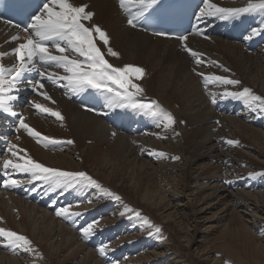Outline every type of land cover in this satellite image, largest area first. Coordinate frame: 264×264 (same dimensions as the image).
I'll return each instance as SVG.
<instances>
[{
	"label": "bare ground",
	"instance_id": "1",
	"mask_svg": "<svg viewBox=\"0 0 264 264\" xmlns=\"http://www.w3.org/2000/svg\"><path fill=\"white\" fill-rule=\"evenodd\" d=\"M72 2L76 6H83L86 4V11L95 13L91 21H85L84 23L86 26L92 27L98 25L106 32L109 37V44L104 45L102 41L97 39V45L104 53L105 59L115 67H121L122 64L120 61L125 60L122 62L124 63L128 61L134 66H139L143 69L144 67L147 68L144 75L149 73L156 74L158 66L162 63L161 58L163 52H168L171 55H179L176 66H173V64L177 57H173V59L169 61L171 66L168 63L166 64V80L171 83L173 81L174 84L178 85L183 99V108L181 110L183 116L189 120V124L193 120L201 123L195 131L197 149L191 156L189 152L186 151L185 144L182 143L181 138L179 137L180 139L177 141V138L172 137L173 133L170 128L172 126L174 127V124L170 127H163L157 123L151 125L144 116L133 119L128 113L140 114V112L132 109L126 112L121 109L120 112H122L124 116L118 114L119 112L117 113V116L116 112L113 114L106 108L110 103L108 94L101 92L92 93L89 90L81 93H73L67 86H61V83L63 82L54 83L53 81L43 79L40 76L39 80L45 84V88L41 91H46L52 99L46 100L45 97L35 92L29 97L28 103L21 107L20 111L23 113L22 118H24L25 122L30 126L34 125L35 121H38L39 119L42 120L41 122L46 121L44 117L37 116V111L39 110L34 108L35 103L43 104L45 107L52 108L54 111L61 110L63 120L52 117L54 120L56 119V121H46L47 126H49L50 129L52 128L53 130H56L58 129L57 125L66 122L69 127L68 134L73 143L62 151L53 152L64 155L63 158H59L56 157V155L50 154V150L40 147L39 143H37L34 138L30 137L26 130L19 129V131L16 132L18 129L17 125L13 127L15 130L14 132L16 133L10 137L9 146L17 145L19 149L26 150V152H19L21 157L27 156L44 165L47 163L54 167L57 166V168H61V170L68 169L69 171H75L80 167H85L84 162H86V165L93 167L108 181L112 182L116 181L118 177L113 173L115 160L110 156L108 151L100 153L98 150L105 145L110 136H116L117 138L112 140L115 143H128L137 146L138 154L136 149L134 150L137 154L135 159L139 161V170L136 172L137 183H130V185L131 189H139L137 192L140 193L142 198H138L136 193V197L129 194L124 191L122 187V190L120 191L122 194H116L123 197L124 193L128 202L132 204L131 207L130 205L127 206V200H123L124 198H121L120 201H108L109 199L106 197H100L101 193L99 191L94 190L93 192L94 188L91 187L81 188L77 186L71 189H52L45 182L31 180L28 177V174H17L9 169V173L13 175V178L19 179L21 183H28L29 187L35 186L31 195L38 193L40 189L42 191L37 195L38 200L35 202H29L26 199V196L17 197L11 194L9 190L13 187L7 186L4 182L7 190L0 193V227L22 234L30 241L36 240L38 241V244H42L45 239L49 240L57 247V250H61L62 253H64V258H69L67 262L70 264H112L111 256H114L115 258L117 255H123L126 253L129 255L125 256L123 261L116 264H195L192 260L184 259V256L177 251H173V246H171V244H173L174 241L177 243V240L181 237H183L181 240V243H183L184 237L188 236L187 233H189V227H191L193 231L194 227L196 231H198L197 228L200 230L208 228L204 223L201 214L204 213L206 215L207 213H212L211 216H208V220H212L213 217L219 218L221 216L215 213L216 209H219L218 212L224 213L222 214V217L224 218L219 220L226 221L228 219L230 222H238V224L243 225L239 230V233L243 235L251 236V232L246 227L252 229L264 244V173L262 174L263 178L260 180L262 182L254 181V179H248V181H245L247 179L244 178V173L248 174L250 172H257L259 168H264V161L261 158V153H259L261 150L259 147L247 145V148L250 151H247V149L238 151V154L242 157L246 155L254 156L255 162L260 164H256L252 170L246 168L247 171L244 170V173L238 172V174L244 175L242 178L235 175V173L233 174L235 177H232L231 175V178L225 171V168H222L223 165L221 162L226 160L227 153L223 154L220 152L222 151V148H225L223 147L225 144L222 142L223 139H218L221 137L220 133L223 134L224 129H229L230 133L235 132V134H238V128L245 130L250 127L256 129V127L246 124L245 120L242 121L232 117H223V123H226V125L219 129L217 135H214L212 130L214 125H211L209 121L216 118L215 116L217 115L215 114L214 109H210L209 102L213 99H220V101L224 100L229 102L227 99L229 96L226 95L227 97H225V93L229 91L235 92L236 90L234 88L233 91L232 87H227L229 85L226 86L224 84L222 86L221 83L216 82V86H213L214 88L210 87L213 88L212 93L214 98L209 95L206 97L203 92L206 91L205 89H202L200 92L201 87L198 82L199 80L194 76L196 73L193 71L195 74L192 75L190 74L191 71L187 70V68H189L188 65L193 63V66L195 65L199 69V72L202 71L206 77H211L213 75L218 76L222 71H224L222 73H225L226 75L228 74L227 72L234 73V75L235 73H239L241 77L246 74L248 76L253 75L259 70V68L261 69V72H264V12L255 11L242 13L240 14L241 17L239 20L236 18L221 19L215 16L201 17L200 13V24H203L204 27L198 33L187 36L188 39L184 42L153 36L139 29V27L133 28L129 26L127 23L128 18L124 15L116 0H72ZM208 2L209 0H203L201 11L207 10ZM211 2L223 8H242L246 7L248 3L257 2V0H211ZM126 3H128L130 7H140L138 3H129L128 0L125 1V4ZM138 11L139 10H136L135 12ZM223 23H225V26L218 36L204 35V31L209 26L215 29ZM241 28L243 29V33L241 37L237 39L235 34ZM228 31L229 34L225 35ZM95 35L96 34L94 33V36ZM14 36V31L5 25L0 24V52L7 53L6 56L1 58L9 59L6 68H10L16 63V58L13 53V49L16 48V40L12 39ZM185 43L187 44V47L191 48L198 54L197 57H184L185 54L188 55ZM250 47L251 51H249ZM109 48H111L112 51L117 52L118 56H112L108 52ZM225 55L230 59L227 58L230 66L227 64L228 62L226 63L222 60ZM197 60H201V62L197 63ZM148 62H151V64L147 65ZM0 64H3L2 60L0 61ZM41 71L45 73H56L59 76H62V69L58 70L55 66L49 67L45 65ZM150 76L151 75H149L147 79L152 83ZM139 81L140 79H133V82L138 85ZM158 85L160 86V84ZM161 86L166 91L169 90L168 86L163 81L161 82ZM241 87L243 88L244 86L242 85ZM239 90L240 88L237 91ZM142 95L148 96V94ZM87 99L88 103L84 105L83 101ZM80 100L81 102L79 103ZM52 101H55V103ZM237 102L239 101L237 100L232 103L230 113H235L234 110L237 105L238 108H242L241 111L243 109L245 110L248 105H241ZM89 103H93L92 109L89 108ZM255 109L256 107H254V110ZM168 110L171 109L169 108L167 111ZM172 113L173 117L176 119L174 108ZM256 113L257 111L254 112V114ZM111 118H113L112 122L114 124H123L125 130H117L110 127V121L107 120H110ZM243 118L248 119L247 114ZM260 119L262 122L260 121L257 124L261 125V128H257V132L255 133L256 136L251 137H253L252 139L256 146L264 147V117ZM248 120H246L247 123L250 122H248ZM39 123L40 122H38V124ZM254 123H252V125ZM39 128L36 127L40 132ZM43 128L45 127L43 126ZM128 128L133 129L131 133L132 135L128 134ZM185 128L186 126L182 125V130H185ZM0 130H2V128H0ZM46 131L48 132L49 130ZM93 141H95V143H93ZM160 142H162V145H159ZM176 145L178 148L183 147L181 149L184 150L179 159H173L174 155L170 154L171 156L167 155L168 158L166 157V159H162L158 162H151L150 155L149 159L144 157L143 159L141 156V154H143L142 152L145 154L148 153L147 151H154V149H171ZM220 146L222 148H220ZM8 149L2 158V164L9 159L14 161L17 159L11 155ZM141 149L142 152H139ZM13 151H16V149H13ZM67 151L70 152V154L73 153V157L68 156L69 154L66 153ZM41 153L43 156L40 155ZM86 154L89 156H86ZM158 156L159 155H156L157 158ZM78 159L84 160L83 163H80ZM239 159L241 158L239 157ZM217 162L222 165L221 168L220 165L219 168L217 165H214V163ZM231 162L232 160L229 161L228 164ZM145 163L148 164L146 166V174L152 172L149 169H153L152 165H154L162 174L166 172L165 180L170 181L174 185H181V189L167 190L164 198L163 196H157L156 194H150L147 191H144L145 188L150 186L145 184L147 177L145 174L143 175V167ZM235 164L237 163L235 162ZM248 164H250V162H248ZM238 165L241 164L238 163ZM234 170L236 169L234 168ZM112 173L113 176L111 175ZM175 178H179L178 184H175ZM182 181L184 182L183 188ZM118 185H122L121 179H119ZM66 196H70V201L67 202V204H60L59 208L71 206L70 210L72 212L82 213L78 218L73 217L72 221L58 217L55 213L59 208L56 210L53 208L60 197L65 198ZM50 197H52V203L50 206L39 205V200L41 198L47 199ZM137 198L140 200V203ZM194 198L197 199L196 203L201 207L198 206V208L193 209V206V208H190V211L192 212L189 213L187 207H189V203H191L192 199L194 201ZM89 200H91L92 203H87ZM110 203H112L113 206ZM235 208L242 209L239 210V212H241L240 217H237L235 213L232 215L231 211ZM127 209L135 210V212L141 211L142 213L139 212V218L134 214L133 216L135 218L133 221H123L125 222V227H123L122 231H127V233H123L119 228L120 224H122V214H126L127 212L134 213V211H127ZM154 209L161 210L159 211L161 213L163 212L162 210L170 211L164 215V218L162 217L163 220L157 221L154 219L149 222L147 215H149L152 210L154 211ZM184 211H186L189 216L187 221L182 218ZM108 212L110 214L107 217H103L106 215L105 213ZM88 218L89 222H85ZM216 218H214V220L218 222V219ZM96 221H98V224L95 226V234L90 238L85 239L81 230L88 224ZM111 223L114 224L112 225ZM172 223L179 227L178 231L180 232V235L177 236V238H173L172 234L168 231L159 232L158 229L155 228L158 225L166 230H170L171 228L172 231H170L173 233V228L171 226ZM250 224L252 226H250ZM109 225L111 226L109 227ZM100 227H104L105 229ZM96 231L98 233H96ZM183 232L186 235L183 236ZM192 234H194V232ZM237 234L238 231L231 232L230 238L234 240ZM185 240L188 241L187 247L181 245V249L188 248L190 246L189 243L191 241V243L194 242L193 239L191 240V237H188ZM34 241L32 246H34ZM127 242H129V244ZM101 245L108 246L106 254L103 256L100 255L98 249ZM139 246H141L140 249H138ZM248 246L252 247L253 243L247 239L242 241V244H239L238 246H236L235 243L226 245V251L236 257V255L239 256L243 254L239 247L243 248L245 253ZM38 247L40 246L38 245ZM262 247L261 249L264 250ZM2 248H4V251ZM115 248H118V250L115 251ZM17 250H19V253L0 243V264H12L11 258L14 257V254L21 255L23 253V255H25V253L28 254V258H18L20 264H47L46 262H42L33 253V250ZM112 250H114V252H112ZM135 251H137V253ZM258 252H260V250ZM32 253L34 256H32ZM69 253H72L73 255L68 256ZM203 254H205L202 258L205 261V264H222V259L216 258L213 255L211 256L208 251H204ZM243 255L240 257L241 260ZM9 260L10 262H8ZM113 264H115V261Z\"/></svg>",
	"mask_w": 264,
	"mask_h": 264
},
{
	"label": "snow or ice",
	"instance_id": "2",
	"mask_svg": "<svg viewBox=\"0 0 264 264\" xmlns=\"http://www.w3.org/2000/svg\"><path fill=\"white\" fill-rule=\"evenodd\" d=\"M129 3H138L140 9L138 12H129L127 23L129 26L136 28L140 25V19L144 18L158 0H128ZM121 7H124L125 0H120ZM43 11L40 15H34L31 23L24 29L28 36L25 43H20L18 47L13 49L16 58V63L6 68L0 64V111L8 112L11 115H16L12 107V102L18 99L13 93L18 91L19 82L26 73L37 71L43 78L54 83H61V86H67L73 93H81L88 89H92L101 93H106L109 96L110 103L122 108H130L134 111H140L146 115L157 119L160 126L170 127L175 123V118L172 114L166 111L158 101L143 100L137 94L142 93L143 89L133 79H142L145 70L139 66L126 65L124 67H114L105 59L104 53L97 45V39L102 41L104 45L109 44V37L98 25L95 27L86 26L85 21H91L95 13L86 11L87 6H76L72 0H45ZM261 11L264 12V0H257L255 3H248L242 8H223L212 3L211 0L207 3V10L201 11L203 16H215L221 19L234 18L242 13ZM94 33L96 34L94 36ZM158 35H171L168 33H157ZM251 38V37H249ZM16 40L17 37H13ZM176 39L186 42L187 35H179ZM186 50L192 57H197V53L191 48ZM52 49V50H50ZM54 50V51H53ZM108 52L112 56H118V53ZM58 53V54H56ZM67 53V54H66ZM7 53H0V57L6 56ZM201 60H197L200 63ZM45 65L63 69L65 75L59 76L56 73H45L40 71ZM199 75L204 76L203 73ZM225 85H239V80L228 79L223 76L206 77ZM33 91L39 95L51 100V96L46 91H41L45 88V84L40 80L31 82ZM133 89L135 91H133ZM225 95L232 96L238 99H244L249 105L259 104L264 106V98L252 94L248 88H243L239 92H226ZM55 103V101H52ZM215 103V99L212 101ZM34 108L42 113L50 114L59 120H63V116L59 111H54L52 108L45 107L43 104L35 103ZM26 130L30 137L35 138L37 143L45 145H58L61 141L43 135L41 132L25 122L24 118H19L18 129ZM73 143V141H67ZM229 144H236L237 141H227ZM16 149V151H13ZM9 152L16 157V161L9 159L4 161L3 168L7 176V186H19L21 181L13 178L7 171L13 170L17 174H28L31 180H40L45 182L50 188H74V187H94L101 192H105L116 201H120L121 197L103 189L98 181L93 179L85 172H69L56 168H50L36 160L19 155L21 150L17 145H10ZM163 156L165 154L159 153ZM179 159V157H173ZM19 161V162H18ZM83 203V202H82ZM87 203H92L91 200ZM71 206L61 207L56 211L58 217L66 220H73V217H80L82 213L72 212ZM127 211H135L127 209ZM136 217H140L139 212H135ZM98 221L88 224L84 227L82 235L85 239L90 238L95 234V225ZM0 243L5 247L16 249H25L32 251V242L24 235L15 231L0 227ZM107 245L99 249L100 255L106 254Z\"/></svg>",
	"mask_w": 264,
	"mask_h": 264
},
{
	"label": "rangeland",
	"instance_id": "3",
	"mask_svg": "<svg viewBox=\"0 0 264 264\" xmlns=\"http://www.w3.org/2000/svg\"><path fill=\"white\" fill-rule=\"evenodd\" d=\"M240 17H241V15H239L237 17H234V18L239 20ZM186 56H187V58H191V57H189V56H191V54L189 52H188V55H186V54L184 55L185 58H186ZM173 57H177V59L174 61V64H173V66H176V64L178 62L179 55H171L168 52H163L162 58H161L162 63L158 66V70H157L156 74L149 73L147 75H144L143 78L140 79L139 86L141 88H143V92L139 93L137 95H138V97L140 99H143V100L158 101L159 104L163 108H165L166 111H167V109L170 108L171 110H168V112L170 111L172 116H173L172 111H173V108H174V113L176 115V119H175L174 127L172 126L170 128L172 130V133H173L172 137L173 138H177V141H179L178 139L181 138L182 143L185 144L186 151L189 152V154L192 156L194 151L197 149V144L195 142V140H196L195 131L198 129V126L201 123L200 122H196V121L193 120L189 124V122H188L189 120H187L183 116V113H182V110H181L183 108V99H182L181 92L179 90L178 85L174 84L173 81H172V83H173L172 84L170 81L166 80V76H167L166 73L167 72L165 70V66H166L167 63L171 66L169 61L172 60ZM227 58L228 57L225 55V56H223L222 60H223V62H226V63L228 62L227 64H229V66H230V63H229L230 59L228 58L229 59L228 60ZM1 60L3 61V65H5V67H6L7 62L9 61V59L0 57V61ZM122 61H125V60H121L120 61L121 64H122L121 67H124L126 65H132L128 61L124 62L125 64ZM210 63H211V61H210ZM210 63H208V64H210ZM150 64H151V62L147 63V65H150ZM188 66H189V68H187V70L191 71L190 74L194 75L196 73L194 76H196L197 79L199 80L198 82L200 83L199 85L201 87L200 92L202 91V89H205L206 91H203L205 93L204 95L206 97L209 95V96H212L214 98L213 93H212L213 92L212 89L214 88L213 86H216L215 85L216 82H213L211 79H208L207 83H206V79H205L206 76L199 75V73H203L201 70H200L201 72H199V69L195 65L193 66V63H190ZM216 67H217V65H216ZM192 68H194V70ZM57 69L61 70L60 68H57ZM146 69L147 68L144 67L145 71H146ZM222 72H224V71H222ZM222 72L218 76L224 75L223 77H225L226 74L222 73ZM227 73L229 75L230 74L231 75L229 76L227 74L226 78L229 76L228 79L232 78V80H233V78H234V80L236 79V80H239L241 82L240 85H229V86L226 85L227 87H232L233 91H234V88H235V90H236L235 92L242 91L243 88H248V89L251 90L252 94L258 95V96L264 98V72H261L260 68L255 74L250 75V76H248L246 74L243 77H241L239 75V73L238 74L235 73V75H234V73H230V72H227ZM63 75H65V73H64V71L62 69V76ZM149 75H151L150 76V80H151L152 83H150L148 81V79H147V77ZM237 75H239V76H237ZM162 81L168 86V88H169L168 91H166L161 86V82ZM158 84H160V86ZM241 84L244 86L243 88L241 87L242 86ZM223 85L224 84H222V86ZM151 87H152V89H151ZM210 87H213V88H210ZM238 87L240 88L239 91H237L239 89ZM133 91H135V90L133 89ZM142 94H148V96H143ZM224 96L227 97L226 95H224ZM155 98H157L158 100L155 99ZM227 99L229 100V102H232V103L236 102L238 100L239 102H237V103H240L241 105L242 104H244V105L248 104L247 107L245 106L248 110L245 108L246 113H245L244 109L242 110L244 112H242L241 111L242 108L241 107L238 108V105H237L236 106L237 109L235 110V113L233 112V114L229 112V114H225L224 115V114L220 113L221 114L220 115L218 113V110L214 111L217 116H215L216 118H214L211 121H209L211 125H214L213 129H212L213 130V134L217 135L219 129H221V127L226 125V123H223V117H227V118H231L232 117L234 119H239V120H242V121L245 120L246 124H250L251 126L256 127V129L251 128V127L248 128V129H245V130L242 129V128H238L239 129V133L238 134H235V132L234 133H230L229 129H224L223 130V134H221L219 132L221 137H219L218 139H223L222 142L225 144V146L223 145V147H225V148H222L220 146V148H222V151H220V152H222L223 154H226V153L227 154H226V158H225L226 160L224 162H221V164L223 166L220 165L218 162L214 163V165H217L218 168H219V165H220V168H221V166H222V168H225V171L230 175V177H231V175L233 177L234 176L233 174L235 173V175H237L238 177L242 178V176H244V175H240V174H238V172L244 173V170H246V171H247V169L248 170H252V169H254L256 164L258 165L260 163L255 162V157L254 156H250V155H246L244 157L240 156L238 154V151H242V150H246V149L248 151L249 149L247 148V145H252L254 147H259V149L261 150V152L259 151V153H261L260 154L261 158L264 161V147L263 146H256L255 142L252 139L253 137H251V136H256L255 133L257 132V128H261V125H259L257 123L260 122V121L262 122V120L260 118L264 117V106H261L259 104L249 105V103H247L244 99L241 100V99H238V98H234L232 96L227 97ZM218 100H220V99H218ZM221 101H223V100H221ZM231 106H232V104H231ZM254 107H256L255 110H254ZM106 108L108 109L109 112H111L113 114L116 112L117 116H118V114H122L121 116H124V114L122 112H120L121 109L115 108L113 106V104H111V103H109ZM83 109H85V108H83ZM210 109H214V108L210 107ZM188 110H189V108H188ZM253 111L254 112L257 111V113L254 114ZM59 112L61 113V110ZM248 113H249V115H248ZM246 114H247V118L250 119V120H248L246 118L245 119L243 118ZM255 115L257 116V118H256ZM37 116L44 117V119H46L47 122H50V120L51 121H56V119L54 120L50 114H44L43 115V113L40 112V111H37ZM144 117L151 125L152 124H156V123L159 124V121L157 119L151 117L150 115L144 114ZM255 118H256V120H255ZM48 119H49V121H48ZM246 120H248V122L249 121L250 122L247 123ZM41 121L42 120H40V119L38 121L36 120L35 124L32 125V127L36 129V127L39 128V126H40L39 129H40V132H43L42 133L43 135H46V136L51 137V138L56 137L55 139L61 141L62 143H60L58 145H55L54 149H48V148L46 149L44 147V143H39L40 147H42V148H44L46 150H50V154L56 155V157L63 158L64 155L53 153V152L62 151L63 149L67 148L70 144H72V143H67V141H72V139L70 138V135L68 134L69 127L67 126V123L66 122L65 123H60L59 125H57L58 129L53 130L52 128L50 129V127L47 126V122L46 121H43V122H41ZM252 121H254L256 123H254ZM38 122H40V123L38 124ZM252 123H254V124L252 125ZM182 125L186 126L185 130H182ZM41 126H42V128H41ZM43 126L45 128H43ZM45 129L49 130V131L47 132ZM50 130H51V132H50ZM222 135H224V136H222ZM116 138H117L116 136H110L109 139L107 140V142L105 143V145L101 149H99L98 151L100 153L108 151L110 156L115 160V166H114V169H113V173L119 177V178L117 177V179H116L117 182L116 181H112V182L108 181L100 172L95 170L93 167L86 165V162H84L85 167H80V168L76 169L75 171H71V170L69 171L68 169H62V170L69 171V172H85L89 176H91L93 179L98 181L100 183V185L102 186V188L107 190V192H111V193H114V194H116V193L122 194V192H120V191L122 190V187H123V190L128 192L129 194H132L133 196H135V193H136V195H138V198H142L140 193L137 192V190H139V189L138 188L131 189V185H130V183H134V184L137 183L136 172H137V170H139V161L135 159V157L138 154L137 146H134V145L128 144V143H125V144L115 143L112 140L116 139ZM34 140H35V138H34ZM159 141H161V140H159ZM226 141H237L238 143L231 145V144L227 143ZM93 143H95V141H93ZM160 144L162 145V142H160L159 145ZM181 148H183V147L178 148V146L176 145V146H173L171 149H164V148H161L159 150L154 149V151H147L148 153H145V154H144V152H142V149L139 152L143 153V154L140 153L142 158L144 157V158L149 159V155H150V158H151L150 161L151 162H158V161H160L162 159H166L167 155H170V154L174 155V157L175 156H178V157L182 156L184 150H182ZM135 149L137 151V154L134 152ZM66 153L69 154L68 156L73 157V153L70 154V152H68V151ZM159 153H163L165 155L161 156V155H159ZM259 153H258V155H259ZM40 155L43 156L42 153ZM87 155L88 154H86V156ZM156 155H159L158 158L156 157ZM239 157L241 159H239ZM231 160H232V162L228 164V162L231 161ZM238 160H239V162H238ZM78 161L80 163H83L84 160L78 159ZM211 162H213V161H211ZM235 162L237 164H235ZM248 162H250V164H248ZM238 163H240L241 165H238ZM89 164H91V163H89ZM45 165L47 167H50V168L54 167V166H51V165H49L47 163H45ZM147 165H148L147 163L144 164V167H143L144 173H143V175L145 174V176L147 177V181L145 182V184L146 185H150V186L148 188H145L144 191H147L150 194H152V193L156 194L157 196H163V198H164V195L166 194L167 190H170V189L171 190L181 189V185H174L170 181L165 180L166 179V172H164L162 174L154 165H152L153 169H151V168L149 169L152 172L149 173V174H146V170H147L146 166ZM225 165H226V167H225ZM229 165H231V166H229ZM230 167H232V168H230ZM54 168L61 170V168H57V166L54 167ZM234 168L237 171L234 170ZM229 170H230V172H229ZM236 172H237V174H236ZM113 173L111 174L112 176H113ZM263 173H264V168H259L257 172H250V173H248L249 175L244 173L245 174L244 178L247 179L245 181H248V179H254V181L259 182L263 178L262 177ZM247 176H248V178H247ZM119 179H121L122 185H118ZM178 181H179V178H175V180H174L175 184H178ZM260 182H262V181H260ZM183 183L184 182L182 181V188H183ZM258 185H259V183H258ZM91 188H94V187H91ZM94 190H97V191H99L101 193L100 197H106L107 199H109L108 201H110V200L111 201H115V199L111 198L105 192H101L100 190H98L96 188L93 189V192H94ZM258 190H260V189H258ZM121 198L122 199L124 198L123 200H125V201L127 200V198L125 197L124 193H123V197H121ZM196 200L197 199L194 198V201L192 199L191 203H189V207H187L189 213L192 212V211H190V208H193V206H194L193 209H196V208H198V206H200L199 204L196 203ZM138 201L140 203L139 199H138ZM193 202H194V204H193ZM126 203L128 204V205L126 204L127 206L130 205L132 207V204L129 203L128 200L126 201ZM110 204H112V203H110ZM112 206H113V204H112ZM239 210H242V209L241 208L233 209L231 211L232 215H233V213H235L237 215V217H240L241 212H239ZM159 211H161V210L154 209V211L152 210V212L149 213V215H147L148 216L147 219L149 220V222L151 220H154V219L157 220V221L163 220L164 215H166L170 210H168V211L167 210L166 211L162 210L163 211L162 213L159 212ZM215 211H216L215 213H217L221 217H219V218L213 217L212 220H208L207 219L208 216H211L212 213H207L206 215L204 213L201 214V217L204 219V223L206 224V226L208 228L205 227L206 229H203V230L201 229L202 231L199 228H197L198 231H196V229L194 227V231H193L192 228L189 227V233H187L188 236L184 237V242L183 243H181V240L183 238V237H181L180 239L177 240V243H176V241H174L173 244H171V246H173V251H177L178 253H180L181 255L184 256V259L192 260L195 264H205V261L202 259L205 256V254H203L204 251L205 252L208 251L211 254V256L213 255L216 258L222 259V264H262V263H264L263 262L264 261V258H263L264 257V252H263L264 250L261 249L262 245H263L262 248H264V244L261 242V240L258 237V235L252 229H250V228H248L246 226L245 227L251 232V236L240 234L239 230L242 228L243 225L238 224V222H235V223L230 222L228 219L226 221H221L219 219H223L224 218V217H222V214H224V213L223 212H218L219 209H216ZM139 212L142 213L141 211H139ZM105 214L106 215H104L103 217H107L110 213L108 212V213H105ZM134 214H135V211H134V213L133 212H127L126 214L125 213L122 214V218H121V223L122 224L119 223L120 224L119 228L121 229V231L123 230V227H125L124 226L125 222H123V221H133L134 218H135L133 216ZM182 218L185 221H187V219H189V216L187 215L186 211H184ZM214 218L218 219V222H216V220H214ZM116 222H114V223H116ZM114 223H111V224L113 225ZM172 224H171V226L173 228V233L171 232L172 231L171 228H170L171 231L170 230H166V229H162L160 227V225L156 226L155 228L158 229L159 232L168 231V232H170L172 234L173 238H177V236L180 235V232L178 231L179 227H177L174 224L172 225ZM110 226L111 225H109V227ZM183 226H185V225H183ZM250 226H252V225L250 224ZM100 228H104V227H100ZM233 231L234 232L238 231V234L236 235L234 240L230 238V233L233 232ZM122 232L123 233H127V231L126 232L122 231ZM193 232H194V234H192ZM96 233H98V232L96 231ZM184 235H186V234H184V232H183V236ZM140 237H142V236H140ZM140 237H138V238H140ZM188 237L189 238L191 237V240L193 239L194 242L191 243L192 242L191 241L189 243L190 246L188 245L189 246L188 248L181 249V245L182 246L184 245V247H187L188 241H186L185 239L188 238ZM247 239L250 240L253 243V246L252 247L248 246L247 249H246L247 251H245V253H244L243 248L239 247V249L242 251V253L244 255L241 254L239 256L236 255V257H234L231 254H229V252L226 251V245H231V244L235 243L236 246H238L239 244H242V241H245ZM33 241L34 240H31L32 243H33ZM127 243L129 244V242H127ZM260 243H261V245H260ZM38 245L40 247H38ZM102 245L100 247H98V249H100L102 247ZM224 245H225V247H224ZM31 248H33L32 249L33 253L42 262H46L47 264H70V263L67 262V260H69V258L68 257L64 258V253H62L61 250H57V247L54 246L47 239H45L42 242V244H38V241L35 240L34 241V246H32V244H31ZM140 248H141V246L138 247V249H140ZM2 250L4 251V248H2ZM114 250L116 251V250H118V248H115ZM114 250H112V252H114ZM259 250H260V252H258ZM261 250H263V251H261ZM16 251H17V253H19V250L16 249ZM135 252L137 253V251H135ZM33 253H32V256H34ZM23 254H21V255L20 254H14V257L11 258L12 264H20L18 258H23V259L24 258H26V259L28 258V256H27L28 254H26V253H25V255H23ZM71 255H73V254L69 253L68 256H71ZM123 255L124 256H128L129 254L126 253V254H123ZM123 255H117V256H115V258H114V256H111V257H112V260L116 259L115 260V264H116V263H119L120 261L124 260L123 258H125V257H122ZM242 255H243V257H242V260H241L240 257ZM25 256H27V257H25ZM108 256H110V255H108ZM116 261H118V262H116ZM8 262H10V260ZM113 263H114V261H112V264Z\"/></svg>",
	"mask_w": 264,
	"mask_h": 264
}]
</instances>
